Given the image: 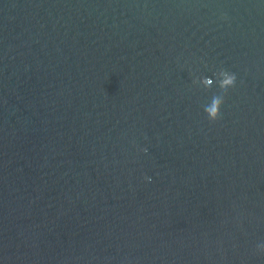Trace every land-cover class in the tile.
I'll return each mask as SVG.
<instances>
[{
  "label": "water",
  "instance_id": "95a60500",
  "mask_svg": "<svg viewBox=\"0 0 264 264\" xmlns=\"http://www.w3.org/2000/svg\"><path fill=\"white\" fill-rule=\"evenodd\" d=\"M0 264H264V0H0Z\"/></svg>",
  "mask_w": 264,
  "mask_h": 264
},
{
  "label": "clouds",
  "instance_id": "9594fccd",
  "mask_svg": "<svg viewBox=\"0 0 264 264\" xmlns=\"http://www.w3.org/2000/svg\"><path fill=\"white\" fill-rule=\"evenodd\" d=\"M236 83V77L234 75L224 74L221 79L220 86L222 88H231ZM206 115L210 121L215 122L220 117V105L217 104L213 109H206Z\"/></svg>",
  "mask_w": 264,
  "mask_h": 264
}]
</instances>
